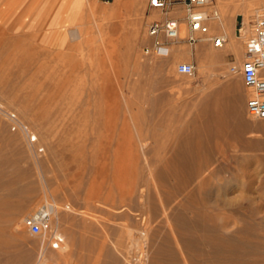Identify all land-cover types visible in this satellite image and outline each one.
Instances as JSON below:
<instances>
[{"label":"rangeland","instance_id":"obj_1","mask_svg":"<svg viewBox=\"0 0 264 264\" xmlns=\"http://www.w3.org/2000/svg\"><path fill=\"white\" fill-rule=\"evenodd\" d=\"M3 3L0 161L9 163L0 164L8 185L0 198L14 208L0 210V241L9 240L0 264H173L182 254L176 260L187 264L192 247L165 222L175 203L163 215L161 198L190 189L227 192L264 245V121L247 115L250 92L228 70L244 57L241 23L248 31L264 0H212L223 27L210 23L208 35L226 36L223 47L179 40L166 56L145 52L149 24L164 17L148 0H18L7 15ZM182 62L193 75L177 72ZM236 99L238 116H228ZM191 169L189 186L176 190ZM46 202L51 229L33 235L24 219ZM142 209L153 217L144 227Z\"/></svg>","mask_w":264,"mask_h":264},{"label":"bare ground","instance_id":"obj_2","mask_svg":"<svg viewBox=\"0 0 264 264\" xmlns=\"http://www.w3.org/2000/svg\"><path fill=\"white\" fill-rule=\"evenodd\" d=\"M176 14H179V13H176ZM215 24L218 25V27L219 26L223 27L222 19H219L218 21H216ZM243 31H245V29L241 30V32H243ZM216 105H217V102H216ZM230 105H231L230 108H227L228 109L227 113L229 112L228 116L233 115V116L237 117L238 116L239 99L232 101ZM202 111L207 112L205 108H203ZM226 117H227V115H226ZM224 118H225V116H224ZM241 127H243V124L240 126V128ZM234 129H236V128H234ZM8 163L9 162L6 160L0 161V164H3V165H6ZM185 167H186L185 164L184 165L183 164L178 165V167L176 169L174 168L175 171L174 170L173 171L176 172L177 169L182 170ZM191 170H189L188 177L186 178L185 182L183 181V184H181V185L178 184V186L175 187L176 190L178 189L182 192L185 190V187H186L185 183L187 181L191 180V178L193 177V174L196 172V171L194 172L193 170L192 171ZM171 175H172V173H171ZM5 176H6L5 171L1 169L0 170V191L8 189L7 188L8 185L6 183H4V181H3ZM161 178L164 180L163 176ZM188 186H189V183H188ZM128 191L132 192V189H129ZM141 191H143V190H141ZM215 193L218 194V191ZM139 194H140V192H139ZM169 194L166 193L161 198V206H162V212H163L162 214L168 216L169 207L175 203L173 210L170 207L172 213L170 212L171 216H168L165 219V222H168L169 224L174 226L175 227L174 233L179 235L181 241L186 242V244H184V245H187V246L185 248L183 245L184 249L187 250V247H188V249H189V247L190 248L192 247L191 249H189L190 250L189 256H191V259L187 262V264H264V245H263V243L255 240V237L260 236L259 235L260 233L257 232L258 230L256 231V228L253 225L247 226L244 224V222L242 223L241 220H237L236 217H237V213H238V209H237L238 207L237 208L235 207L236 200L233 201V199L231 197H229L227 192H225V194L223 196L222 195H220V196L214 195V193H213V195L211 194L212 197L210 196L209 193H205L203 195L202 194L198 195L195 190H191V189L188 190L184 195L178 193V194H172V196H170ZM179 195L180 196L182 195V197L180 200L177 201ZM141 197L143 198V195H141ZM234 199H236V197ZM237 199H239V198H237ZM239 201H241V199ZM154 204H155V202H154ZM238 204H239V202H238ZM238 204H237V206H239ZM21 205L22 204L18 203L17 208L20 207ZM140 205H143V204L140 203ZM12 208H14V207L9 202L4 200L3 198H0V210L1 211H9ZM145 208H146V206H145ZM241 208L242 207L240 206V209ZM144 209H142L143 211H140V214H139L141 225L143 227L146 225L148 226V224L151 221H153L152 215L149 214L148 211H146L147 209L146 210H144ZM154 209L156 210V206ZM154 213H155V211H154ZM253 214H255V213L253 212ZM154 220H155V218H154ZM251 220H253V217H251ZM198 230L200 231V235L197 234ZM174 236H175V234H174ZM177 239H179V238H177ZM261 239H264V238H261ZM2 240L0 241V250L6 251L9 249L8 248L9 240L7 238L2 239ZM199 241L208 245L207 251L206 250L202 251L199 248V247H202V246H199V245H202V243H200V244L197 243ZM194 242L199 244V245H197L195 243L196 244L195 246H198V247H195L192 245V244H194ZM133 244H135V243H134V239H133V235H132V239L130 241L129 247L131 246L133 248ZM177 244H178V240H177ZM180 247H181V245H180ZM170 252H172V251H170ZM172 253L174 254V252H172ZM3 254H5V253H3ZM176 254L180 255V253H176ZM182 255L179 256L178 258L176 256L173 257L175 259V263H173V264H179L177 262L176 258L179 259L180 257H182L184 259V257ZM166 257H168V256H166ZM182 258H180V260L183 262ZM180 260H178V261H180ZM169 263H167L166 261L165 262L162 261V263H159V264H169Z\"/></svg>","mask_w":264,"mask_h":264},{"label":"built area","instance_id":"obj_3","mask_svg":"<svg viewBox=\"0 0 264 264\" xmlns=\"http://www.w3.org/2000/svg\"><path fill=\"white\" fill-rule=\"evenodd\" d=\"M148 7L164 14L162 19L151 21L148 26V35L153 37V42L146 47L145 52L166 56L169 52L168 45L179 40H185L193 45L201 38L209 40L214 47H222L226 43L223 34L208 35L209 24L219 20V11L212 0H148ZM183 8L184 15L178 16L174 13ZM174 11L170 14V11ZM187 29L186 36H181V27ZM243 27V23L239 31ZM242 32L245 52L239 65L231 64L228 67L230 73L240 74L245 88L250 92L246 98V113L250 118L264 121V3L256 6L253 11V20ZM177 72L191 76L194 66L191 63L182 62L177 65ZM6 117L13 129H20L31 136L24 123L15 113L6 112ZM53 203L46 202L34 214L27 216L24 223L29 232L39 235L51 229V218L53 214ZM61 239L56 238L53 246L57 247Z\"/></svg>","mask_w":264,"mask_h":264},{"label":"crops","instance_id":"obj_4","mask_svg":"<svg viewBox=\"0 0 264 264\" xmlns=\"http://www.w3.org/2000/svg\"><path fill=\"white\" fill-rule=\"evenodd\" d=\"M17 3H18V0H4L3 7L1 8L2 12H3L2 14H6L7 15V13L9 11H11L13 9V7L16 6ZM170 48L171 47L168 48L169 51H170Z\"/></svg>","mask_w":264,"mask_h":264}]
</instances>
